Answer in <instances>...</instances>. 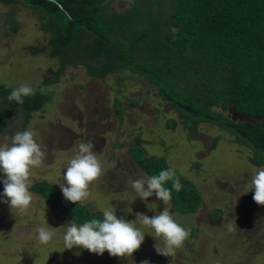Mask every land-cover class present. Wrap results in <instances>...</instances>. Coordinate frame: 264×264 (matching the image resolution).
Wrapping results in <instances>:
<instances>
[{"label": "rangeland", "instance_id": "obj_1", "mask_svg": "<svg viewBox=\"0 0 264 264\" xmlns=\"http://www.w3.org/2000/svg\"><path fill=\"white\" fill-rule=\"evenodd\" d=\"M130 0H106L107 11L121 12ZM39 12L23 3H0V84L12 89L28 84L46 103L23 125L18 107H0L4 127L0 147L10 145L16 132L31 129L46 152L43 163L32 169V205L24 214L13 215L3 201L0 172V264H264V206L253 200L250 180L264 166L252 165L251 151L235 141L233 134L217 124L200 122L189 136L176 112L142 76L130 72L90 76L82 65L67 64L62 74L58 57L52 56L47 34L39 30ZM32 47V49H30ZM175 121L174 127L167 126ZM140 139L148 156L165 159L178 175L188 180L201 196L197 212L179 214L167 205L190 237L173 257L158 254L150 234L153 230L136 222L145 234L132 258L102 256L83 248H64L63 235L72 220L63 212L65 200L58 183L81 142L91 141L103 166V175L90 187L82 205L103 214L114 208L118 217L136 220L149 217L165 205L156 196L148 198L150 210L136 196L129 179L147 176L136 166L130 148ZM46 183L53 195L44 197L32 186ZM66 185V182H64ZM79 225V224H78ZM233 229L229 231V227ZM41 226L55 232L48 245L38 240Z\"/></svg>", "mask_w": 264, "mask_h": 264}, {"label": "trees", "instance_id": "obj_2", "mask_svg": "<svg viewBox=\"0 0 264 264\" xmlns=\"http://www.w3.org/2000/svg\"><path fill=\"white\" fill-rule=\"evenodd\" d=\"M17 2L39 12V30L60 60L57 75L67 64L82 65L97 78L140 75L176 112L189 136L200 122L217 124L251 151L252 165L264 166V0H130L121 12L107 11L106 0H0ZM11 91L0 84V107L23 110V125L46 103L35 93L17 104L8 100ZM175 124L167 122L169 128ZM3 127L0 115V131ZM129 151L147 176L170 167L164 158L148 156L139 138ZM178 177L183 187L172 190L173 211L197 212L199 192ZM32 190L53 195L46 183ZM63 212L77 224L103 218L72 202Z\"/></svg>", "mask_w": 264, "mask_h": 264}, {"label": "clouds", "instance_id": "obj_3", "mask_svg": "<svg viewBox=\"0 0 264 264\" xmlns=\"http://www.w3.org/2000/svg\"><path fill=\"white\" fill-rule=\"evenodd\" d=\"M34 95L35 90L30 85L21 84L12 89L8 100L22 105L25 97ZM34 137L35 132L31 129L16 132L10 145L0 147V172L6 177L3 179V196L7 199L3 202L9 205L14 216L29 211L33 200L29 190L32 169L40 167L46 157V152ZM94 148L91 141L79 143L76 155L69 161L63 174V182L58 183L65 200L83 205L91 195L90 187L103 175V166ZM169 182L171 188L166 187ZM128 184L150 210H153V204L148 203V198L156 196L165 205L163 211L153 217L137 213L136 220L130 222L118 217L114 208H106L102 219H92L79 225L72 221L66 225L63 235L65 249L83 248L101 256L107 251L112 257L132 258L144 243L146 234L136 226L137 221L141 226L153 230L147 234L155 237L157 242L162 239L163 249L156 244L158 254L173 257L176 250L183 248L190 237V230L178 224L167 207L172 199V190L179 192L183 187L176 169L169 167L158 175L136 180L130 178ZM250 185V191L254 189L253 200L264 206V167L254 171ZM228 227L229 231L233 230L230 225ZM37 232L42 245H48L55 236L54 231L44 226L39 227ZM142 264L150 262L145 260Z\"/></svg>", "mask_w": 264, "mask_h": 264}, {"label": "built area", "instance_id": "obj_4", "mask_svg": "<svg viewBox=\"0 0 264 264\" xmlns=\"http://www.w3.org/2000/svg\"><path fill=\"white\" fill-rule=\"evenodd\" d=\"M58 6H60V5H58Z\"/></svg>", "mask_w": 264, "mask_h": 264}]
</instances>
